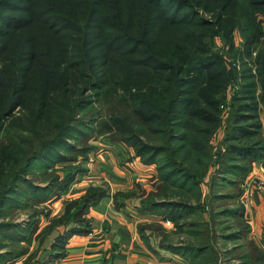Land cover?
I'll use <instances>...</instances> for the list:
<instances>
[{
	"label": "trees",
	"instance_id": "16d2710c",
	"mask_svg": "<svg viewBox=\"0 0 264 264\" xmlns=\"http://www.w3.org/2000/svg\"><path fill=\"white\" fill-rule=\"evenodd\" d=\"M262 23L264 0H0V264L18 260L23 250L6 247L29 241L38 228L34 211L24 226L10 221L15 210L49 200L74 179L72 172L61 180L55 174L39 186L27 176L35 167L46 173L55 163L86 153L92 132L131 146L143 163L155 164L158 183L145 193L139 213L155 214L197 238L175 245L161 237L157 247L187 264H216L217 255L205 242L206 225L183 220L200 209L151 196L172 186L164 195L200 197L208 141L222 122L221 108L235 78L239 87L231 94L224 158L210 186L236 190L253 162H264ZM235 30L243 36L239 51L232 41ZM218 34L235 62L226 63L213 50ZM236 62L239 70L232 67ZM236 195L213 193L211 203L234 202ZM103 196V190L89 188L44 228L47 235L65 225L44 264L64 255L71 236L91 231L84 213ZM243 213L238 202L218 206L213 223L239 220ZM151 225L164 229L160 222L137 228L155 252L145 233ZM249 231L245 223L221 236L235 241L227 254L235 253L240 264L263 263L264 252Z\"/></svg>",
	"mask_w": 264,
	"mask_h": 264
},
{
	"label": "rangeland",
	"instance_id": "374dc122",
	"mask_svg": "<svg viewBox=\"0 0 264 264\" xmlns=\"http://www.w3.org/2000/svg\"><path fill=\"white\" fill-rule=\"evenodd\" d=\"M199 12L204 18H211L210 15L203 10L200 9ZM262 28L264 31V23H262ZM232 39L233 46L238 49V51L242 50V34L235 30ZM212 46L215 52H219L220 54H222V56L225 58L226 63L235 62L231 58L228 43L225 42L223 36H220V34L214 36V38L212 39ZM256 51L257 49L252 51L250 59L252 73H255L254 59L256 57ZM232 67H236V69L239 70L241 68V64H239L238 62L232 63ZM229 87L231 88V93L226 96L224 102L226 104L224 107L222 106L223 108H221L222 122L217 130L210 136L208 141L210 161L208 164L206 175L201 183L200 197L198 195H184L183 197L175 194L164 195L165 193H169L172 190V186H169V188L166 189L163 194L158 192V194H156L157 196H151L152 200L163 199L170 201L189 202L190 204L195 205L196 207H198V209H200L197 215H193V217H189L188 219L186 218L183 220L185 222H197L198 220H200L206 225L205 242H207V244H209L213 248V252L215 253V255H217L216 264H240V260L237 259L238 257L235 255V253L227 254V252L232 251V249L234 248L233 246H235V241L232 242L230 241V239L225 240L221 236L224 237V234H229L230 232L235 231L236 227H241V224L247 223L250 226V231L248 234L249 238H252L257 244L258 248L264 252V202L262 205H260L258 202L252 203L253 197L257 193L261 194L264 198V192L254 190V185L251 182V176L253 174L252 170L246 176L239 180L238 184L236 185V190L232 188H226L220 190L215 189V191L212 190L210 186L211 179L216 174L215 170L216 168H218L220 162L224 158V133L226 120L230 110L231 94L232 91L238 89L239 78L233 79ZM100 107L101 105H99L98 103L94 106L96 111ZM260 116L261 120L264 123L263 108ZM91 134L92 135H90L89 139L87 140L89 150L86 153H78L76 154L75 159L72 160L57 162L53 166H50L45 171L46 173H44L41 169H36L37 167H35V169L27 176L34 184L39 186H46L49 183V177L55 174L58 176V179L61 180L66 172H72L74 174V179L70 182L65 190L58 191L56 195H54L55 197L52 196L49 200H46L42 203H36L33 205H29L28 207L18 208L17 210H15V215L12 220L10 219V221L24 226L30 219V215L34 211L36 214L38 228L36 232L33 233V235L30 237L31 239L29 241H22L21 243L6 247L8 249L14 247L23 250L20 258L14 261L13 264H22L24 259L28 257H31L28 264H44L47 258H49V249L54 239L55 230L60 226L61 228L65 227V225H56L55 228H53V230L47 235L43 234L44 228L50 225L51 220L60 217L64 213L65 207L68 203L76 199L79 200V198L82 197V195H84L89 188H98L100 190H103L104 196L102 198L107 196L110 197L116 210L122 209L128 215H133L136 218H140V221H137L136 223V231L138 234V223H162L164 229L161 227H156L155 225H151V227L145 229V233H149V237L151 236L149 240V244L151 246L157 247V243L159 242L161 237H163L165 241L173 243L175 245L196 241L197 238L192 237L193 235L189 236L184 229L181 232L179 229H176L173 226L172 222L162 221L155 214L139 213V211L137 210L138 206L142 202L141 200L146 197L145 193L149 192L150 190H154L156 184L158 183V180L156 178L157 173L155 164L143 163L139 156L135 154V151L131 146H128L119 140H111L106 134H97L93 132ZM105 151L110 152L112 156L115 157L116 167L128 180V184L126 186L115 187V182L108 175H101L100 173V175L94 177L88 174L89 165L92 163L91 160H94L95 156L98 153ZM263 163L264 162H253V166L259 164L261 173L258 174V177L264 180ZM253 168L254 167H252V169ZM228 192H237V195L234 198V200L236 201H229L228 203L227 201L225 203H223V201H220L219 203H211V198H214L211 197V194L216 193L217 195H220ZM250 192H252L251 196L248 195V193ZM246 194L248 195V197ZM126 202L131 203V206H128L129 209H127ZM235 202L242 204V207L244 208L242 217L239 220L235 218H233L232 220L224 219L223 224L221 225L217 223L214 224V210H217L218 206L230 207V204L233 205V203ZM89 209L86 213H84V218L86 219L89 227H91V219L87 217ZM2 221L3 220H1V222ZM4 221H8V218H5ZM228 226L229 230L225 229ZM151 228H158L159 231L153 230ZM90 232H88V234ZM140 240L142 241L143 245L150 250L148 245L141 238ZM247 251L249 250L247 249ZM169 255V258L167 257L164 259L169 264H187V262L179 255L173 253ZM174 255H176L178 258ZM164 260L162 259V261ZM257 264H264V262Z\"/></svg>",
	"mask_w": 264,
	"mask_h": 264
},
{
	"label": "crops",
	"instance_id": "0c3cea01",
	"mask_svg": "<svg viewBox=\"0 0 264 264\" xmlns=\"http://www.w3.org/2000/svg\"><path fill=\"white\" fill-rule=\"evenodd\" d=\"M91 161L89 175H108L115 182V187L128 184L110 152H100ZM253 167L252 173L258 176L261 173L259 164ZM256 202L260 205L264 202L259 193L253 197L252 203ZM128 206H131L130 202L127 203V209ZM87 217L92 222L91 232L71 236L64 245V255L53 264H169L164 259L169 258L171 253L156 246H153L155 252L146 248L136 231V223L140 218L128 215L122 209L116 210L110 197H104L90 207ZM63 230L64 227H58L54 237Z\"/></svg>",
	"mask_w": 264,
	"mask_h": 264
},
{
	"label": "built area",
	"instance_id": "2783aa9c",
	"mask_svg": "<svg viewBox=\"0 0 264 264\" xmlns=\"http://www.w3.org/2000/svg\"><path fill=\"white\" fill-rule=\"evenodd\" d=\"M251 182L254 185V190H258V191L264 192V180L263 179H261L258 176H255L254 174H252ZM248 195L251 196L252 192L248 193ZM248 195H247V197H248Z\"/></svg>",
	"mask_w": 264,
	"mask_h": 264
}]
</instances>
